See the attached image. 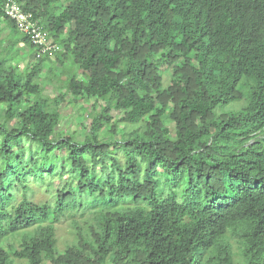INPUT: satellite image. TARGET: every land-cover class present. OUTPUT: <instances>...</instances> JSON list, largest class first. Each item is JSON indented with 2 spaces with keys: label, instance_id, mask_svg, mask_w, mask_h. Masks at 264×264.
I'll list each match as a JSON object with an SVG mask.
<instances>
[{
  "label": "trees",
  "instance_id": "trees-1",
  "mask_svg": "<svg viewBox=\"0 0 264 264\" xmlns=\"http://www.w3.org/2000/svg\"><path fill=\"white\" fill-rule=\"evenodd\" d=\"M5 1L34 63L20 71L1 42L0 264H264V0H14L58 46L38 58ZM41 73L55 100L105 102L82 142ZM78 206H98L95 223L60 252L54 221Z\"/></svg>",
  "mask_w": 264,
  "mask_h": 264
},
{
  "label": "rangeland",
  "instance_id": "rangeland-1",
  "mask_svg": "<svg viewBox=\"0 0 264 264\" xmlns=\"http://www.w3.org/2000/svg\"><path fill=\"white\" fill-rule=\"evenodd\" d=\"M17 42V45L13 48L14 51H18V55H20V59L11 60L9 57L8 62L17 63V67L20 71H27L28 68L34 63V58L32 53H29L28 49L23 46L21 41H18V36L14 37L10 27L6 24L5 21L0 20V46H3L1 42L5 45H9L10 41ZM22 57V58H21ZM55 74H60L62 78H66V75L62 72L59 66L55 68ZM171 67H163L162 68V75L164 84L167 85L169 83V76L171 74ZM41 87L43 88L44 94L49 96L51 101L55 100L56 96H58L59 90L55 86L53 82L47 81L45 79L44 73H41ZM82 77L81 73L79 72V76ZM56 103L61 104V109L63 113V118L61 119L60 130L64 136L71 135L75 138L76 142H82L88 134L90 130V123L92 120V114L96 111L100 110V107L104 106L105 102L103 100H94V99H83L80 100L76 105H73L69 102V97L64 94L62 99L55 100ZM243 105V101H238L225 105L223 108L218 111L219 113L222 112V109L226 111H233L239 109ZM112 115L119 119L121 117V113L119 112H112ZM166 117V116H165ZM165 125L170 129L171 134H174L173 124L167 118H165ZM128 129H132V126H128ZM107 128L104 127L101 131V135L99 137L100 140H110V141H119L123 136L127 135L126 126L122 123L119 127V132L111 136L107 132ZM20 145L18 149L20 151H25L29 147H32V144L26 140L22 139L19 141ZM115 149V155L120 158L121 162H124L123 153L120 149L113 146ZM60 153L56 152L55 156H59ZM64 167L66 163H64ZM107 166H111V162L107 163ZM99 169V166H98ZM97 169V170H98ZM67 178V175L63 176V179L59 181V179H54V183L57 185L55 188L52 189H42L39 187L34 188V193L32 196V200L35 203H41L45 201H53V195L56 194V189L61 188L64 184V180ZM73 187L77 190L76 187L77 183H73ZM99 210L98 206H90L88 208L82 207H75L71 210V216L67 217H60L59 220L54 221L55 230H56V239H57V248L60 252H64L67 247L75 245L79 240V234L82 233L86 236V228L91 224L95 223V218L97 216V212ZM70 213V212H69ZM233 249L235 253V260L240 261V251L238 250V246L236 243H233Z\"/></svg>",
  "mask_w": 264,
  "mask_h": 264
},
{
  "label": "built area",
  "instance_id": "built-area-1",
  "mask_svg": "<svg viewBox=\"0 0 264 264\" xmlns=\"http://www.w3.org/2000/svg\"><path fill=\"white\" fill-rule=\"evenodd\" d=\"M5 15L14 21L16 28L24 35L29 36L31 42L39 47L38 58L43 53L58 49V46L47 37L46 31L35 20L32 14L26 12L14 0H6L3 4Z\"/></svg>",
  "mask_w": 264,
  "mask_h": 264
}]
</instances>
